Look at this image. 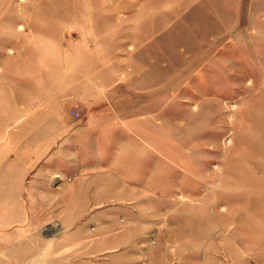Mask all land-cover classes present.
Here are the masks:
<instances>
[{
  "label": "rangeland",
  "instance_id": "1",
  "mask_svg": "<svg viewBox=\"0 0 264 264\" xmlns=\"http://www.w3.org/2000/svg\"><path fill=\"white\" fill-rule=\"evenodd\" d=\"M64 135L95 176L53 255L62 200L28 205L22 174ZM18 203L0 264H264V0H0V210Z\"/></svg>",
  "mask_w": 264,
  "mask_h": 264
},
{
  "label": "crops",
  "instance_id": "2",
  "mask_svg": "<svg viewBox=\"0 0 264 264\" xmlns=\"http://www.w3.org/2000/svg\"><path fill=\"white\" fill-rule=\"evenodd\" d=\"M121 121H122L121 123L123 125L124 130L126 132H129L132 136H134L135 133L133 132V129L130 127L128 121H126L124 118H121ZM68 128L69 127L67 126L66 131ZM65 135L61 138V141L58 144L56 143L55 145L56 148L51 154H48L44 157H40L39 159L40 161L36 163L34 167L30 168L28 172H26L25 170L22 174L24 183H26V176L28 174L34 171H37L36 173L38 174L37 177L36 176L34 177L35 179L32 183V186L34 189L31 192V195L29 192L31 201L29 200L27 201L28 205L40 206V205L46 204L45 201H42L43 200L42 197H35L37 195L36 193L37 190L38 191L40 190V192H44L45 194L50 193L51 195L56 196V198H60V200H62L63 214L61 218L58 220L52 219L51 221H46L47 222V225H46L47 229H45L47 231L46 234H45V230H42V233H43L42 235H44L43 236L44 240L46 239V242L44 243H46L47 247L51 246L53 244V241H55V239L60 238V237L67 238V237H70L74 233L72 232V230L73 231L75 230L76 225L73 226L72 228H69L67 224L70 214L71 212H73V209H71L70 207V203H73V200L75 197V191L76 190L83 191L84 189H87L88 184L90 183V181H92L93 177L95 176V175L93 177L91 176L92 178L89 179L90 177L85 176L84 173H82L81 171L80 173L79 172L76 174L74 173L76 170V167L81 170V168L82 169L85 168V166L87 165V161L89 164H91V161H89L88 157L86 159L85 157L86 155L79 156L75 153L73 149L71 150L67 145V140L70 138L65 137ZM81 158H83L84 161ZM76 160L78 163L76 162ZM41 162H43L46 166L45 167L39 166L40 164H42ZM19 171L21 173L22 169H20ZM98 172L101 174L102 173L101 169ZM55 174H57V176L61 175L63 177L62 178L63 180L59 182L58 184H54L53 182ZM75 180L77 182H74ZM26 186L27 184L24 186L25 192L27 191ZM49 188H52V189H49ZM32 195L34 196V198ZM84 195H85L84 193L81 194L82 197ZM56 198L54 197V199H51V200L49 199L50 203L46 204L45 207H48L49 205L51 206L57 203L58 200H56ZM32 199H35V201H32ZM22 210H23V206L19 203H18V206L16 207L15 213L13 214L9 213L8 209H4L3 211L0 210V237L6 236L7 233H9L8 231L9 227H11L12 225L15 226L13 222L19 219V217L22 215ZM25 219L27 218H24L23 220ZM10 224L11 226L8 227V225ZM55 225L57 226V229L53 230L52 228ZM83 232H85V230H83ZM24 235H26L27 237V234H24ZM8 245H10V242L9 244H7V246ZM32 245H33V242H31V245H28V246L33 247ZM3 248H5V244L2 245V249ZM50 248H52L53 255H58L69 249H72V250L74 249V247H70L69 244H67L66 246L62 248H58V249H55V247L53 246H51ZM4 251H6V249Z\"/></svg>",
  "mask_w": 264,
  "mask_h": 264
},
{
  "label": "built area",
  "instance_id": "3",
  "mask_svg": "<svg viewBox=\"0 0 264 264\" xmlns=\"http://www.w3.org/2000/svg\"><path fill=\"white\" fill-rule=\"evenodd\" d=\"M75 108V107H74ZM74 110V109H73ZM75 114L74 115H77L78 113L76 111H73Z\"/></svg>",
  "mask_w": 264,
  "mask_h": 264
}]
</instances>
